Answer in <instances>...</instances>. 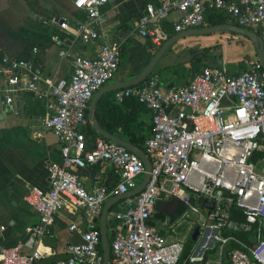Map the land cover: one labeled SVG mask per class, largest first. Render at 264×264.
I'll list each match as a JSON object with an SVG mask.
<instances>
[{"label": "built area", "instance_id": "obj_1", "mask_svg": "<svg viewBox=\"0 0 264 264\" xmlns=\"http://www.w3.org/2000/svg\"><path fill=\"white\" fill-rule=\"evenodd\" d=\"M106 3L73 0V8L84 15V20L69 31L74 39L85 43L100 38V10ZM207 9L222 14L236 27L258 30L264 43V0H162L155 6L144 5L136 31L158 48L170 37L160 26L170 13H179L171 26V32L177 34L202 28ZM50 22L68 29L64 22ZM50 40L60 42L56 35ZM70 64L69 77L54 80L43 77L40 66L30 61L7 62L9 77L0 88V99L11 106L18 91V75L25 79L26 92L52 98L41 125L60 144L61 161L47 166L46 191L29 187L23 198L37 215L26 242L34 248L23 252L24 242L2 248L0 264L39 263L41 236L54 216L68 206L80 209L84 219L80 231L73 224L68 226L69 231L78 232L79 243L67 244L68 258L51 264H103L96 223L102 205L134 189L136 179L143 175V165L135 154L98 135L86 138L83 133L90 100L118 70V47L101 44L94 57L73 56ZM124 100H133L149 112L151 128L143 141V152L150 171L143 189L117 201L108 214L113 223L108 238L109 264L178 263L184 242H168L149 224L155 202L164 199L175 198L186 205L181 220L187 213L198 214L202 203L211 205L191 228L199 225L200 232L205 228L215 231L210 240L222 245L233 239L222 238L221 232L247 233L255 224L264 229V71L256 60L248 61L246 69L235 75L202 66L185 86L169 89H161L158 78L149 75L138 85L113 92L114 102ZM259 152L263 154L257 156ZM100 164L110 166L118 181L110 188L98 182L86 190L74 169ZM186 192L190 193L187 198ZM231 207L241 210L243 219L231 218ZM241 246L244 251L228 253L230 264H264V234L252 245Z\"/></svg>", "mask_w": 264, "mask_h": 264}, {"label": "crops", "instance_id": "obj_2", "mask_svg": "<svg viewBox=\"0 0 264 264\" xmlns=\"http://www.w3.org/2000/svg\"><path fill=\"white\" fill-rule=\"evenodd\" d=\"M161 1L107 0L100 10V38L82 43L74 39L69 32L76 22L84 20L83 13L73 8V0H0V88L9 77V61H30L40 66L45 78L67 79L71 72V58H92L101 44L118 47L119 66L113 78L98 91L134 79L159 49L149 45L137 34V19L144 5L155 6ZM225 1L239 3L242 0ZM178 17L179 13L172 12L160 22L161 28L169 33V38L179 34L171 32V26ZM51 19L66 23L67 31L51 24ZM224 21L222 24H211L205 20L202 28L233 25L227 18H224ZM250 31L260 35L256 29ZM52 35H56L60 42H52ZM201 50H204L208 58L219 60V68L231 75L243 72L248 61L256 60L250 41L235 33L219 32L207 36L185 37L175 41L166 50L156 62L150 76L158 78L161 89L185 86L200 67L208 65L207 61L196 62L197 53ZM24 82L23 76L18 75V91L11 106H6L0 99V249L13 247L18 242H27L29 229L37 224V215L23 201L26 189L36 187L46 191L47 166L59 164L61 161L60 144L54 135L41 125L42 119L49 114L48 105L52 103V98L34 97L23 89ZM40 88L43 89V86ZM114 91L116 90L104 92L97 99L93 112L96 124L106 131L103 126H106L108 121L127 120L133 127V134L142 138L137 146H133L143 151V141L148 137L151 128L149 112L133 100L114 102ZM83 133L86 138L93 137L89 126L83 129ZM120 133L119 126H116L111 135L128 142ZM74 172L86 190H91L98 182L110 188L118 181V175L106 164L74 169ZM206 206L204 203L200 205L197 218L204 217L208 210ZM113 208L114 206L110 208L105 219L107 238L113 226L108 214ZM159 218L157 229L168 242H184L183 253L177 264H222L223 260L224 264L228 263L227 257L224 256L226 244L210 240L216 234L215 231L211 232V238L207 242L209 230L203 229L198 238L203 242L197 248L196 243L189 244L186 238L192 222L188 223L185 232L178 237L176 228L183 220L172 229H167L163 224L164 219L160 216ZM98 222L99 218L96 221L97 226ZM107 222L111 224L107 225ZM150 223L155 226L152 218ZM71 224L75 225L78 231L83 229L84 219L81 211L74 206H68L58 212L52 225L48 226L41 236L37 249L42 255V260L37 264L52 257L66 259V245L79 243L78 232L68 230ZM211 242L216 246L212 248ZM31 248L34 246L26 243L22 251L27 253ZM214 255L216 257L213 258Z\"/></svg>", "mask_w": 264, "mask_h": 264}, {"label": "water", "instance_id": "obj_3", "mask_svg": "<svg viewBox=\"0 0 264 264\" xmlns=\"http://www.w3.org/2000/svg\"><path fill=\"white\" fill-rule=\"evenodd\" d=\"M219 32H230L235 33L240 36L245 37L250 41V43L253 45L254 50V56L256 58V61L260 65L261 69L264 71V48L262 41L260 40L259 36L245 28H239L234 25H217L212 27H206L201 29H193L188 30L182 33H179L177 35H174L173 37L167 39L155 52V54L151 57L150 61L147 63V65L143 68V70L137 75L134 79L127 81L121 85H112V87L107 89H102V91H97L96 94L93 95L92 99L90 100L86 112V119L87 123L91 129V131L98 136L105 138L107 140H110L120 146H123L125 149L130 151L131 153L135 154L139 160L141 161L143 165V175L142 180L128 193L110 198L103 204L99 216V222H98V230H99V236H100V250H101V256H102V263L103 264H109V248H108V238L106 237V227H105V219L108 211L110 208L119 200H122L124 198L132 197L136 194H138L144 187V185L147 183L149 178V171L150 166L149 162L144 154V152L131 145L129 142L120 139L119 137H116L114 135L109 134L106 131L101 130L94 119V106L99 98V96L107 91H113L118 90L121 88L131 87L134 85H137L144 81L152 72L156 62L160 59V57L166 52V50L177 40L185 38V37H193V36H207V34H213V33H219ZM201 61H207V64L209 66L213 67H220V61L217 60L214 57L208 58L204 52V50H201L200 53H197L196 62ZM149 136V135H148ZM202 205V204H201ZM207 209H211L210 206H206ZM186 205L182 203L181 201L175 199V198H169V201H167V204L164 206L163 201H156L154 205V214H158V216L162 217L164 219V226L167 229H170L174 227L183 217L184 213L186 212ZM208 230V228H206ZM199 234H200V227L199 225H194L187 237L188 243H196L197 248H199L202 245V239L199 240ZM210 244V243H209ZM68 256L66 257V259ZM62 259H58L57 257H52L48 260L42 261L40 264H51L57 261H60ZM227 264H230L228 261Z\"/></svg>", "mask_w": 264, "mask_h": 264}, {"label": "trees", "instance_id": "obj_4", "mask_svg": "<svg viewBox=\"0 0 264 264\" xmlns=\"http://www.w3.org/2000/svg\"><path fill=\"white\" fill-rule=\"evenodd\" d=\"M224 18H226L225 16H223L222 14L219 13H215L213 10L211 9H207L206 13L204 15V20H207V22L213 24V23H217V24H222V22L224 21ZM225 23V21H224ZM149 44V43H148ZM97 115V112H96ZM87 126H89L87 124ZM119 126L120 128V136L124 137L125 139L128 140V142L132 145L137 146L138 142L142 139L141 137H137L136 134H133V127L130 125V123H128L127 120H119L116 122L108 121L106 126H103L104 129L106 130V132H108L109 134H113L115 127ZM91 131V129H90ZM92 133V136L95 137L97 136V134ZM263 154V152H259L257 153V156H261ZM154 216H158V214H154ZM230 216L233 219H237V220H241L244 217V214L241 210H238L235 207H231L230 208ZM159 217V216H158ZM153 218V216H152ZM149 224L152 225L149 221ZM264 234V229L259 226V224H255L252 226L251 230L247 233H241V232H237V233H227V232H222L221 236L222 237H231L233 240H230L226 243V248L224 250V256L227 257L228 259V253L231 250H241L244 251V249L242 248L241 245H244L246 247L252 245L253 243L256 242V240H258L259 238H261ZM208 239H206V241L208 242ZM191 244V243H189ZM241 244V245H240ZM183 253V252H182Z\"/></svg>", "mask_w": 264, "mask_h": 264}, {"label": "rangeland", "instance_id": "obj_5", "mask_svg": "<svg viewBox=\"0 0 264 264\" xmlns=\"http://www.w3.org/2000/svg\"><path fill=\"white\" fill-rule=\"evenodd\" d=\"M234 70H235V68H234ZM141 180H142V175L139 176L136 179V183L138 184ZM189 195H190V193L189 192H186L185 197L187 198V197H189ZM167 201H169V199H164L163 200L164 206L167 204ZM197 216H198L197 214H194V213H191V212L186 214V216L184 217V220L181 221L180 224H179V226L176 228V233H177V236L178 237H180L181 234L183 232H185V229L188 226V223L194 222L197 219ZM152 220H153V223H154L155 227L157 228V226H159L160 218L158 216H153ZM109 224H111V223L107 222V225H109ZM108 236H109V232H108ZM166 238H168L167 235H166ZM210 246L213 248L214 246H216V244H214V242H211ZM214 257H216V256L214 255L213 258ZM222 264H224V260L222 261Z\"/></svg>", "mask_w": 264, "mask_h": 264}, {"label": "bare ground", "instance_id": "obj_6", "mask_svg": "<svg viewBox=\"0 0 264 264\" xmlns=\"http://www.w3.org/2000/svg\"><path fill=\"white\" fill-rule=\"evenodd\" d=\"M211 232H212V231L210 230V231H209V237H208L209 239L211 238ZM209 239H208V240H209ZM204 243H206V241H205Z\"/></svg>", "mask_w": 264, "mask_h": 264}]
</instances>
